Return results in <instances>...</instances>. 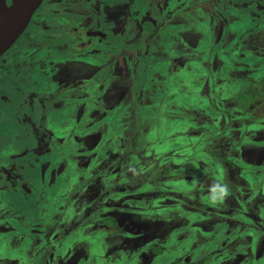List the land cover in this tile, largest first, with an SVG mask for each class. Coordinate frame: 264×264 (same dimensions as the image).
Here are the masks:
<instances>
[{
  "label": "flooded vegetation",
  "instance_id": "flooded-vegetation-1",
  "mask_svg": "<svg viewBox=\"0 0 264 264\" xmlns=\"http://www.w3.org/2000/svg\"><path fill=\"white\" fill-rule=\"evenodd\" d=\"M261 2L41 1L24 30L0 54V113L4 110L1 114L15 123L12 133L0 131V264L187 263L199 257L204 231L209 253H214L208 264H260L264 236L256 239L247 234L244 243L236 242L235 230L249 226L222 207L230 204L229 195L220 200L222 192L211 189L201 195L177 193L155 202L140 201L135 189L139 178L149 174L151 166L146 160L154 158V154L139 156L141 138L157 148L162 146V151L172 150L174 144L157 139L159 129L149 128L147 120L140 121L137 132L132 111L137 107L147 111L143 88L130 93L123 81L135 79L130 64L134 60L142 62L150 55L168 59L169 63L163 64L169 65V78L177 82V88L184 95L191 94L189 91L200 94L211 104L210 110L191 114L189 118H196L193 129L181 126L180 121L175 123L183 133L173 153L186 154L189 147L193 156L201 154L195 152L201 143L183 145L187 137L202 136L197 129L199 120L203 128L207 126L203 132L208 131L206 139L213 141L211 147L218 145L222 119L224 125L228 123L227 129L236 132L235 138L243 136L244 145L261 146L248 148L253 156L245 162L239 158L243 144L236 149L243 175L262 172L264 176V130L258 129L261 136L256 137L257 128L246 124L261 123L252 118L260 115L232 104L233 96L241 91L240 78L249 82L250 66L243 64L244 72L235 79L227 77L225 68L227 59L230 63L234 60L228 57L229 51L237 56L263 47L252 44V38L264 28L247 27L248 19L264 8ZM153 20L158 29L163 26L171 32L179 27L171 32L169 43L175 36L177 40L166 45L162 35H155L153 25L157 23ZM260 61L250 57L247 63ZM100 63L106 74L102 83L92 76L101 69ZM40 75L47 80L38 86L35 80ZM4 87L15 94L4 93ZM16 100H22L19 110L8 118L6 109L16 108ZM1 101L9 104L4 106ZM240 116L245 119L242 127L237 122ZM9 122H3L0 129L8 131ZM173 123L170 129H178ZM147 130L150 134L142 133ZM220 148L228 149L226 144ZM185 175L181 171V176ZM131 179L137 187L130 185ZM182 184L178 182L179 188L170 191L185 192ZM197 197L205 208L196 205ZM241 197L249 201V193ZM260 209L247 205L242 215L256 219L253 214H260ZM229 225L234 229L230 234L228 230L222 233L218 243L214 228ZM138 227L141 229L135 231ZM259 227L264 228V223Z\"/></svg>",
  "mask_w": 264,
  "mask_h": 264
},
{
  "label": "trees",
  "instance_id": "trees-1",
  "mask_svg": "<svg viewBox=\"0 0 264 264\" xmlns=\"http://www.w3.org/2000/svg\"><path fill=\"white\" fill-rule=\"evenodd\" d=\"M256 13V17L248 19L247 27L252 29H255L256 27H258V29L264 28V8L261 6V9H258ZM230 28L234 29L233 26ZM262 35H264V29ZM262 46L263 47H255L250 51L251 57L261 60L260 62H264V44H262ZM246 66H250V74L247 73V75H250L249 82L244 81V78H240L242 81L238 82V89L241 91L233 96L232 101L234 102L235 100L236 107L240 109L248 108L254 111L258 116L260 115L259 119H257L256 115L252 116V118L253 120L261 121V123L255 122L246 124L248 126L251 125L252 128L264 130V63H246ZM256 66L257 68L254 69ZM245 86L248 87L243 88ZM240 118H242V124L238 127H242L244 124L242 120L245 122L243 116H240ZM219 125H221V128L218 131V145L213 148L205 146L204 152L198 156H193V152L190 151L189 147L186 149V154L183 153L180 155L177 150L175 154L173 153V149L162 151V146L157 148V146H153L151 143L148 144H151L152 146H148L147 142H142L141 139L140 145H138V147L136 146L139 150V156H149V154H154V158L152 160H146L149 162V166H151L148 169L149 174H147V177L149 175L152 177L146 180L145 178L147 177L139 178L141 181L137 183L138 187L137 184H135V181L131 179L130 185L135 184V187H137L135 192L139 193L140 197H142L140 201L146 199L147 202H155L164 196L173 198L177 193L187 195L193 192L196 195L197 193L198 195H201L204 192L209 193L211 189L222 192L221 196H218L220 200L226 194L229 195L230 204H224L222 207L225 208L227 212L235 213L240 216L243 221L248 223L249 226H241L238 228L236 242L238 244H242L244 243V237L247 236V234H251L252 237H256V239L264 236V228L259 227V225L264 223V215L261 214L263 211L262 209L264 208V176L262 175V172H256L253 176L247 175L248 177L243 175L245 174L244 166L239 161L240 159L238 158L236 150L240 144H243V136L239 135L238 138H235L236 136L233 135V137H231V132L234 130L227 129L228 123H225L224 125L222 119H220ZM201 134L202 137L199 138H204L205 142L203 143H207L206 137L208 131L203 132L202 130ZM222 139L225 141H221ZM224 144H226L228 149L224 150L220 148ZM188 150L190 153H187ZM215 167L218 169L216 170ZM204 168H206L207 171H205ZM129 169H131V167H129ZM180 170L186 175L181 176ZM130 178L132 177L130 176ZM178 182H183L181 186H185V189L181 188L186 190L185 192L176 190L175 193H173L170 189H168L176 186ZM188 186L191 188H188ZM204 188L206 189L205 191ZM243 189L246 191L242 192L241 190ZM247 192L249 193V201L247 198L242 199L241 197L243 194H248ZM206 196L208 197V195ZM198 204L199 202L197 197L196 205ZM247 205H249V208L261 207L260 214L258 212L251 213V216L254 213L253 216L256 219L246 218L242 215L244 208ZM198 207L205 208L206 205L199 204ZM107 224L110 225L111 223L107 221ZM234 227L235 226L229 225V228H225L223 226L214 228V230L216 229L214 232H217V242L219 243L218 238L222 235V233L228 230L227 232L230 234ZM206 236V231H204L200 238L201 249L199 248V253H197L199 257H196L193 262L180 263L181 261L177 260L169 264H208L209 259H211L210 256H214V253H209ZM218 243H216L217 246H219ZM232 246L235 245L232 244ZM235 251H237V249H235ZM259 261L260 264H264V254Z\"/></svg>",
  "mask_w": 264,
  "mask_h": 264
},
{
  "label": "rangeland",
  "instance_id": "rangeland-1",
  "mask_svg": "<svg viewBox=\"0 0 264 264\" xmlns=\"http://www.w3.org/2000/svg\"><path fill=\"white\" fill-rule=\"evenodd\" d=\"M261 3H262V5H264V0H262ZM179 4L181 6V2ZM187 14H189V13H187ZM176 15L179 17L181 16L180 13H177ZM153 21L155 23H157L155 20H153ZM153 26L155 27V35L156 34H158L159 36L162 35V40L164 41V43L166 45L172 44L177 40V38L175 36L173 38V41L171 43H169V40H170L169 36L171 35V32L176 31L179 27L171 29V32H170V30L168 28H164L163 26L158 29V27H159L158 23L156 25H153ZM237 27H239V25L236 26V28ZM234 30H235V28H234ZM203 31H204L203 32L204 35H206V28H203ZM262 32H263V29L259 32V34H256L252 38V41H253L252 44H254V45H259L260 43L263 44L262 40H264V35H262ZM147 34H151V31L147 32ZM250 34H251V32H249V34L247 36H249ZM183 36H185V34H183ZM140 38L142 39L143 37L140 36ZM149 39H151V38H149ZM246 40L248 42L250 41L248 38H246ZM202 46H204V42H202ZM170 53L175 55V52H173V51H171ZM46 55H48V52L43 53V56H46ZM228 57L230 59H234V60L232 61V63H230L229 59H227L228 63H230V64L227 65L225 63V68L227 71V73H226L227 77L232 78V79L239 78L240 73L244 72V71H242L243 70V64L248 62V59L251 57V54H248L247 52H242L236 56L235 53H231V51H229ZM163 63H169L168 59L160 60V59L155 58L151 55L145 61H142V62L141 61L137 62L134 60V62H132L130 64L135 69L133 71L135 79H130L129 81H123V83L125 84L127 89L130 88V93H131V91H134L138 87L143 88V97L145 99L147 111L139 109L138 107L135 108L133 111L131 110L132 111V119L134 120V122L136 124V126H134V128L137 127V132L140 130V121L147 120L149 128L152 126V128L154 127L155 129L156 128L159 129L157 131L158 132V138L157 139L164 140L167 143H169V140H170L172 144L177 145L176 142H180V140H182L181 134L183 132L179 131V123H177V124H175V123L177 121H180L181 126H183V127L188 126L189 128L193 129L195 126L192 123L195 122L196 118L195 117L189 118L191 116V114L194 113V111H196V110H199V111L202 110L203 112H206L207 110H210L211 104L206 97H200V96H198L200 94L196 95L192 91L188 90L189 92H191V94L184 95L182 93V91L177 88L178 87L177 82H173L171 80V77L169 78V76H170V73L168 72L169 65L167 64V66H165ZM260 63H264V62H260ZM99 68H101V69L95 70L94 74L92 76H94L93 78L97 79L96 82L102 83V81L105 79L106 74L104 73V71L102 69L101 63H100ZM32 74H33V71L29 74L30 80L32 78ZM97 74L99 75V77H97ZM181 79L183 80V76L181 77ZM46 80H43L41 75H40L36 78L35 83L38 86H40ZM2 90L4 93H6V94L8 93L9 95L15 94L12 90L7 89V87H4ZM157 90H159L161 92L158 93ZM6 101H8V100H6ZM6 101H1L4 103V106L9 104ZM21 101L22 100H16V102L14 103L16 108H12L10 112L8 109H6V113H7L8 118H10V116L11 117L15 116V114L19 110L18 106L22 103ZM150 104L155 105V107L150 106ZM232 104L234 106H236L235 100H234V102L232 101ZM173 109L177 110V112L176 111L174 112ZM168 110H169V112H168L169 116L166 113ZM1 113L5 114L4 110ZM171 113H173V114H171ZM161 114H163L162 117H160ZM1 115H0V126L3 122H6L8 120L10 121L9 122L10 127L7 129L8 131H4V130L0 129L1 133L6 134L9 131L12 133V131H13L12 126L15 123L12 122L11 118L7 119L6 115H2V116ZM241 119L242 118L238 117V120H237V122L240 125L242 124ZM202 122H203L202 120H199V123H198L199 126L197 128L199 132H202V130L207 127L205 124L204 128H203ZM242 122L244 123V120H242ZM171 123H173V125L175 124L174 128L176 127L178 129H173V126L170 129ZM120 128H122V126ZM220 128H221V125H219V130H220ZM172 129H173V132H171ZM256 131H258V133H259V135H257L256 137H260L261 136L260 131L258 129ZM146 132L149 133L150 130L144 131L142 133H146ZM188 134H189V132L186 133L185 135H188ZM231 134L236 136L235 131H232ZM199 137H202V136L200 135ZM186 141L187 142L183 144L185 146H188L189 144L192 145L194 143H201L200 147H198L195 152L196 153L204 152V150H205V143H203V142H205L204 138L202 139V138H188L187 137ZM221 141H225V140L222 139ZM206 144H209L211 147L213 145V141L211 140L209 142V140H207ZM136 145L137 144H135V146H134L135 148H136ZM174 145H171L170 149H173ZM249 146L250 145H242L240 148L239 158L243 162L252 158V156H253L252 152L253 151H250L252 148H255V149L261 148L260 145L250 146V147ZM206 147H208V146H206ZM248 148H251V149H248ZM261 150H260V152H261ZM187 153H190V151L188 150ZM186 185H187V183H186ZM181 187L185 189V186H181ZM175 188H179V186L176 185V186H174L172 188H168V189L173 190ZM188 188H191V187L188 186ZM187 195L189 196L190 193ZM137 229H141V228L138 227V228H135L134 230L137 231ZM237 232H238V230H235V232L233 233V236H236ZM124 242L126 243V247L131 246L129 240H125Z\"/></svg>",
  "mask_w": 264,
  "mask_h": 264
},
{
  "label": "water",
  "instance_id": "water-1",
  "mask_svg": "<svg viewBox=\"0 0 264 264\" xmlns=\"http://www.w3.org/2000/svg\"><path fill=\"white\" fill-rule=\"evenodd\" d=\"M42 0H0V54L24 30Z\"/></svg>",
  "mask_w": 264,
  "mask_h": 264
}]
</instances>
